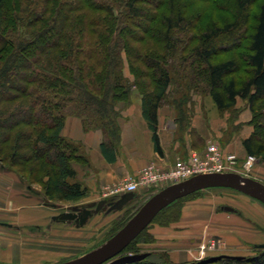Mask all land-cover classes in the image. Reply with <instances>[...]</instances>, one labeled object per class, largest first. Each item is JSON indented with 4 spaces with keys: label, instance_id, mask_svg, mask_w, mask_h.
Here are the masks:
<instances>
[{
    "label": "trees",
    "instance_id": "obj_1",
    "mask_svg": "<svg viewBox=\"0 0 264 264\" xmlns=\"http://www.w3.org/2000/svg\"><path fill=\"white\" fill-rule=\"evenodd\" d=\"M89 12L98 23L88 24ZM147 38L158 51L144 50ZM135 91L159 154L161 107H172L181 126L195 94L221 112L246 101L257 127L243 147L264 162V0H0V162L40 185L48 201L88 194L75 169L88 162L83 146L62 136L67 118L102 130L112 160L119 106ZM199 264H264V251Z\"/></svg>",
    "mask_w": 264,
    "mask_h": 264
},
{
    "label": "rangeland",
    "instance_id": "obj_2",
    "mask_svg": "<svg viewBox=\"0 0 264 264\" xmlns=\"http://www.w3.org/2000/svg\"><path fill=\"white\" fill-rule=\"evenodd\" d=\"M13 1L17 6L19 5V0ZM98 15H100L98 12H89L87 15L88 24L98 23ZM17 24L19 26V23ZM135 34L142 35V31L137 29ZM143 45L145 51H158L159 49L156 42L150 38H147ZM126 73L131 79L132 77L134 79L130 73L128 60ZM238 76L244 77L245 73ZM195 98L196 100H194ZM206 99H209V96L195 94L192 97L185 109L182 127L180 126L183 128L182 130H188V135L192 136L195 144L190 156L198 154L199 157L205 159L206 146L217 143L224 150L240 159L237 171L232 173L264 184V162L257 160L249 170H245L243 167L244 161L248 157L242 144L243 138L247 137L249 133L255 132L257 127L253 122V114L248 103L239 99L238 104L232 110L221 112L212 108ZM199 113L200 121L197 124H202L200 130H203L204 125L210 129V132L208 131L211 134L210 139L206 141L201 140L200 134L189 131V128L191 129L189 118ZM259 121L264 123L263 109L259 112ZM175 166L176 163L172 168ZM152 168L155 172L153 175L165 172L161 164L150 162L139 173H144L147 169ZM180 182V179L169 178L157 187V190L141 189L140 191H144L143 193H136L135 199L122 207L118 206V202L112 206L107 204L103 206L98 201L91 204L50 202L45 197L40 185L30 184L9 165L0 162V263L62 264L81 258L106 243L138 213L152 196ZM113 188L108 186L106 191L111 193ZM229 210H233V212ZM69 212L78 213L80 218L74 222H66L58 218L61 214ZM228 214L229 217L232 215H234L232 217L237 215L240 217L242 222L239 224L243 227L244 233L245 230L259 228L264 235V204L233 189L209 188L177 200L164 209L148 228L132 242L133 244L131 243L132 248L122 254L149 252L151 254L148 257L150 261L174 263L168 253L163 251L165 246L162 244L160 246L151 236L150 229L155 225L170 229L172 235L168 241H174L179 234L186 232L185 235L190 238L189 242H192L186 247L189 255V261L186 263L199 264L218 256L251 258L264 251L261 245H253L254 247H250L249 252L237 251L241 250L236 249L237 247L244 248V250L249 249V246L243 244L242 240L235 241L240 244L237 247L227 243L226 238L241 229L238 228L239 226L231 228L233 223H230L232 225L211 223V215H217L219 221L221 217H226ZM162 239L166 244L165 237ZM211 244L215 245L214 250L203 253L202 248ZM235 244L237 245V243ZM230 248L232 249L230 250Z\"/></svg>",
    "mask_w": 264,
    "mask_h": 264
},
{
    "label": "crops",
    "instance_id": "obj_3",
    "mask_svg": "<svg viewBox=\"0 0 264 264\" xmlns=\"http://www.w3.org/2000/svg\"><path fill=\"white\" fill-rule=\"evenodd\" d=\"M132 96L129 105L119 106L120 135L113 150L109 153V156L113 158L112 160L107 159L103 154V144L105 142L107 143V138L102 130L93 129L87 131L84 128V123L81 118H67L62 130V136L68 140L81 144L88 160L87 163L75 164L78 181L88 188L87 196L77 203L91 204L98 201L101 202L103 206L106 204L109 206L115 205L114 203H119L126 194H110L106 191L108 186L117 187L125 179L137 177L139 172L150 162L161 164L164 171H168L177 161L188 159L190 153L195 148L192 136L188 135V130H181L176 121L174 109L170 106H163L159 109L158 113V134L163 153H157L153 142V133L143 117L142 95L140 92L135 91ZM194 100H196V98ZM206 100L212 108L218 110L211 97ZM199 115L200 113L189 118L191 120V129L189 128V131L200 134L202 137L201 140L206 141L210 139L209 136L211 134L208 133L210 129L204 125L203 130H200L202 124H197L200 121V119H198ZM204 131L206 132L203 133ZM251 134L252 133H249L243 140L248 138ZM139 192L143 193L144 191ZM133 194L135 199L136 193ZM229 211L233 212V210ZM232 216L229 217L228 214L226 217H219L220 219L218 221L217 215H211V223H225L228 225L233 223V225L230 224L232 225L230 226L231 228L239 226L238 228L241 229V231H237L234 235L231 233L232 235L226 238L228 244L237 247L240 246V244L235 241L242 240L243 244L245 243L247 247L249 246V249L246 247L245 249L248 250L239 247L236 249H241L237 251L243 252H249L251 250L250 247H254L253 245L264 246V235L259 228L248 229L245 230L244 233L243 227L240 226L242 222L240 217L238 215L236 217ZM58 218H60V216H58ZM74 221L76 220H66V222ZM150 230L151 236L160 246L161 244L165 246L163 247L165 248L163 251L168 253L170 259L174 263L184 264L189 261L186 247L192 242H189L190 238L185 235L186 232L179 234L174 241H168L172 235L170 229L155 225L153 228L151 227ZM162 237H165L166 244L163 242L164 240ZM235 243H237V245ZM176 246L182 247L178 248ZM231 249L232 248H230V250ZM147 254L149 255L148 257L151 256L149 252Z\"/></svg>",
    "mask_w": 264,
    "mask_h": 264
},
{
    "label": "water",
    "instance_id": "obj_4",
    "mask_svg": "<svg viewBox=\"0 0 264 264\" xmlns=\"http://www.w3.org/2000/svg\"><path fill=\"white\" fill-rule=\"evenodd\" d=\"M209 188H229L241 192L264 204V184L236 173H213L192 177L186 181L169 186L152 196L125 226L106 243L91 253L76 260L62 264H134L148 258L147 253L123 255L122 253L136 240L164 209L177 200L183 199L198 191ZM134 199L133 193H127L118 203L125 206ZM76 212L60 215V219L78 220ZM264 248V246H262ZM226 256L214 257L219 260ZM240 260L241 258H235ZM3 264V263H0Z\"/></svg>",
    "mask_w": 264,
    "mask_h": 264
},
{
    "label": "built area",
    "instance_id": "obj_5",
    "mask_svg": "<svg viewBox=\"0 0 264 264\" xmlns=\"http://www.w3.org/2000/svg\"><path fill=\"white\" fill-rule=\"evenodd\" d=\"M206 158L202 159L198 154H193L186 160H179L176 166L171 168L166 173L155 174L152 169H147L144 173H139L135 178H127L114 187L110 194L119 195L127 193H137L141 189L150 191L156 189L169 178L180 179L186 181L192 177L204 174L213 173H232L237 171V165L240 159L226 150H224L217 143H211L206 146ZM257 160L253 157H247L244 161L243 167L249 170L253 167ZM151 174V175H149ZM215 245L204 246L203 253L214 250Z\"/></svg>",
    "mask_w": 264,
    "mask_h": 264
},
{
    "label": "bare ground",
    "instance_id": "obj_6",
    "mask_svg": "<svg viewBox=\"0 0 264 264\" xmlns=\"http://www.w3.org/2000/svg\"><path fill=\"white\" fill-rule=\"evenodd\" d=\"M185 181V180H184ZM183 182V181H182Z\"/></svg>",
    "mask_w": 264,
    "mask_h": 264
}]
</instances>
